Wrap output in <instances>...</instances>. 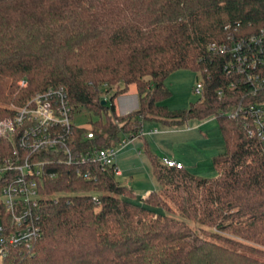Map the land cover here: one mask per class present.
<instances>
[{
    "label": "trees",
    "instance_id": "obj_1",
    "mask_svg": "<svg viewBox=\"0 0 264 264\" xmlns=\"http://www.w3.org/2000/svg\"><path fill=\"white\" fill-rule=\"evenodd\" d=\"M261 30L264 0H0V119L11 105L63 87L75 110L99 115L77 126L81 148L141 136L147 119L176 126L212 115L225 143L209 177L164 164L145 140L159 188L141 201L110 166L92 164L90 180L57 167L38 186L41 234L5 248L0 264H264V141L247 134L241 116L219 114L236 101L217 94L233 77L225 57L208 50ZM180 69L199 74L202 95L169 109L166 80ZM130 85L138 106L117 114L111 100ZM109 91L110 104L102 103ZM12 147L0 137V152ZM9 222L0 202L6 232Z\"/></svg>",
    "mask_w": 264,
    "mask_h": 264
},
{
    "label": "built area",
    "instance_id": "obj_2",
    "mask_svg": "<svg viewBox=\"0 0 264 264\" xmlns=\"http://www.w3.org/2000/svg\"><path fill=\"white\" fill-rule=\"evenodd\" d=\"M208 50L225 57L223 70L233 77L226 89L220 88L217 94L221 98L226 92L231 93L236 101L219 114L241 116L247 134L264 141V99L256 100L264 93V30L250 37H227L226 41L209 44ZM18 84L24 87L26 81ZM195 91L202 95L200 78ZM11 108L12 115L0 119V137L13 146L0 152V202L10 216L8 232L0 223V256L9 246H30L41 234L40 180L56 177L61 165L86 180L95 178L91 168L95 163L112 167L118 175L117 150L137 137L122 138L116 143L117 148L78 146L77 125L72 121L75 109L63 87H49ZM84 136L92 137V131H86ZM161 161L169 166H183L167 155Z\"/></svg>",
    "mask_w": 264,
    "mask_h": 264
},
{
    "label": "rangeland",
    "instance_id": "obj_3",
    "mask_svg": "<svg viewBox=\"0 0 264 264\" xmlns=\"http://www.w3.org/2000/svg\"><path fill=\"white\" fill-rule=\"evenodd\" d=\"M199 78L198 73L189 69L172 72L166 80L171 95L162 103L169 109L188 108L191 103H195L200 98V94L195 91ZM109 92H104L103 97H106ZM110 97L108 96L107 99L108 104H110ZM108 113L112 114L110 108ZM98 118V114L84 106H80L74 111L72 121L77 126L88 128L90 122ZM150 128H156L159 132L148 134ZM169 129L175 130V134H167V137L163 138L161 132L168 133ZM142 133L140 138L135 139L132 143L136 147L132 149V157H126L125 159L126 169H124L123 175L117 176L119 181L131 183L137 201L142 200L147 190L159 188V183L153 174L152 165L145 148V140L148 150L156 157L161 158L166 153H171V150H176L180 154L183 163L180 160L177 161L192 172L209 177L217 174V170L212 163V156L223 152L225 143L215 115L202 120L190 119L176 126L167 125L157 119H147L142 123ZM115 145L117 148L118 145Z\"/></svg>",
    "mask_w": 264,
    "mask_h": 264
},
{
    "label": "crops",
    "instance_id": "obj_4",
    "mask_svg": "<svg viewBox=\"0 0 264 264\" xmlns=\"http://www.w3.org/2000/svg\"><path fill=\"white\" fill-rule=\"evenodd\" d=\"M113 92L114 91L109 92V94H107L105 98L108 99V96H111L113 94ZM111 102L114 104V110L117 114H124L126 112H129V111L137 108L138 96H137L135 86L130 85L125 92L114 97V99H112ZM197 125H199V124H197ZM154 129H156V128H154ZM169 130L170 131H168V133L161 132V136L164 138V137H167V134L168 135H174L175 134V132H174L175 130H171V129H169ZM162 131H164V130H162ZM158 132H159L158 129H156V131H154L152 133L148 132V134H156ZM138 138H140V136H137L135 139H138ZM135 139L132 142H129L122 147H119V149L117 150L115 162H116V165L118 166V168L120 169V174H118L117 176H122L124 169H126V166H125L126 157H129V158L132 157V151H133L132 149H135V147H136V146H134V144H132L135 141ZM165 155H167V156H169L175 160H180L182 162V160L180 158V154L176 150H171V153H166ZM149 191L150 190L146 191V194L144 195V197L149 193Z\"/></svg>",
    "mask_w": 264,
    "mask_h": 264
},
{
    "label": "water",
    "instance_id": "obj_5",
    "mask_svg": "<svg viewBox=\"0 0 264 264\" xmlns=\"http://www.w3.org/2000/svg\"><path fill=\"white\" fill-rule=\"evenodd\" d=\"M102 103H106V100H105V99H103V100H102Z\"/></svg>",
    "mask_w": 264,
    "mask_h": 264
}]
</instances>
